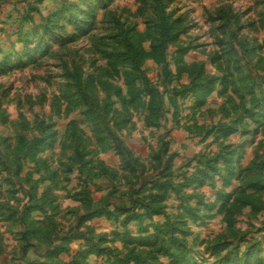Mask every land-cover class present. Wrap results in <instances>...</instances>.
<instances>
[{
  "label": "rangeland",
  "instance_id": "obj_1",
  "mask_svg": "<svg viewBox=\"0 0 264 264\" xmlns=\"http://www.w3.org/2000/svg\"><path fill=\"white\" fill-rule=\"evenodd\" d=\"M0 264H264V0H0Z\"/></svg>",
  "mask_w": 264,
  "mask_h": 264
}]
</instances>
